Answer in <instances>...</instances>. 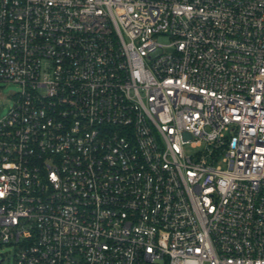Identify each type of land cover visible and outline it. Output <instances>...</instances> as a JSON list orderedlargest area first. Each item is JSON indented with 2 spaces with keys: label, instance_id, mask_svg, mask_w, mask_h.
Segmentation results:
<instances>
[{
  "label": "built area",
  "instance_id": "2783aa9c",
  "mask_svg": "<svg viewBox=\"0 0 264 264\" xmlns=\"http://www.w3.org/2000/svg\"><path fill=\"white\" fill-rule=\"evenodd\" d=\"M0 84V264H264V0H0Z\"/></svg>",
  "mask_w": 264,
  "mask_h": 264
},
{
  "label": "rangeland",
  "instance_id": "374dc122",
  "mask_svg": "<svg viewBox=\"0 0 264 264\" xmlns=\"http://www.w3.org/2000/svg\"><path fill=\"white\" fill-rule=\"evenodd\" d=\"M161 44H170V39L167 37L159 38ZM20 92V86L15 84H0V119L6 117L11 108L14 105V95ZM14 256L13 253H10L7 248L0 250V260L3 257Z\"/></svg>",
  "mask_w": 264,
  "mask_h": 264
}]
</instances>
